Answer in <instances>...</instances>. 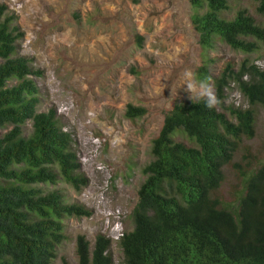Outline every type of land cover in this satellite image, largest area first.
Wrapping results in <instances>:
<instances>
[{
    "label": "trees",
    "instance_id": "16d2710c",
    "mask_svg": "<svg viewBox=\"0 0 264 264\" xmlns=\"http://www.w3.org/2000/svg\"><path fill=\"white\" fill-rule=\"evenodd\" d=\"M189 1L203 50L220 42L253 54L264 46V27L246 9L224 16L234 0ZM255 1L264 15V0ZM23 38L17 15L0 5V128H10L0 136V264H52L66 240L65 220L88 218L92 211L49 186L63 182L81 193L89 179L57 111L39 110L34 78L43 73L19 52ZM134 38L142 48L144 38ZM131 71L138 74L136 67ZM208 77L205 62L197 79ZM213 81L220 108L233 120L202 100L174 103L166 112L152 160L142 170L134 229L119 240L124 264H264V164L254 159L240 172L244 189L234 207L220 195L225 168L233 166L242 140L254 137L255 107H264V69L246 59L239 69L228 64ZM232 85L248 108L226 105ZM146 114L133 104L125 111L132 121ZM177 132L190 144L178 141ZM112 242L99 234L91 246L78 236V264H114Z\"/></svg>",
    "mask_w": 264,
    "mask_h": 264
},
{
    "label": "rangeland",
    "instance_id": "374dc122",
    "mask_svg": "<svg viewBox=\"0 0 264 264\" xmlns=\"http://www.w3.org/2000/svg\"><path fill=\"white\" fill-rule=\"evenodd\" d=\"M2 4L17 15L24 32L19 52L43 73L34 78L40 88L39 110L57 111L72 134L81 173L89 179L81 193L63 182L49 186L61 190L69 203L92 211L91 217L65 220L66 240L52 262L78 264V236L84 235L91 246L99 234L111 239L115 217L124 232L134 229L132 213L146 179L142 170L152 160V141L174 103L192 101L183 85L185 73L191 71L197 79L206 62L213 81L228 64L239 69L246 59L264 69V46L253 54L220 42L203 50L191 23L189 0H0ZM257 8L255 0H234L224 16L232 18L246 9L264 27ZM134 34L144 38L142 48ZM129 104L146 108L147 114L127 119ZM226 105L249 107L234 85ZM9 129L0 128V136ZM24 130L29 135L32 125ZM174 137L190 144L178 132ZM254 159L264 164L261 106L255 107L254 137L242 140L233 166L225 168L220 195L233 207L244 189L240 172ZM111 240L114 264H124L119 241Z\"/></svg>",
    "mask_w": 264,
    "mask_h": 264
},
{
    "label": "clouds",
    "instance_id": "9594fccd",
    "mask_svg": "<svg viewBox=\"0 0 264 264\" xmlns=\"http://www.w3.org/2000/svg\"><path fill=\"white\" fill-rule=\"evenodd\" d=\"M183 85H186L185 91L189 93V98L193 102L196 103V101L202 100L204 102V107L209 110H219L223 103L221 98L217 95L216 87L211 77L197 80L191 71H187L185 73V82ZM124 233V230L120 226L119 218L115 217V222L111 227V239L119 241Z\"/></svg>",
    "mask_w": 264,
    "mask_h": 264
}]
</instances>
